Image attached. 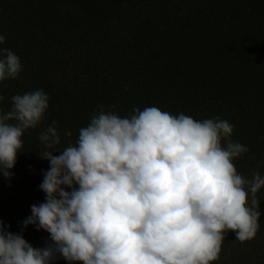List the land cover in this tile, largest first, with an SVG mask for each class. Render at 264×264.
Returning <instances> with one entry per match:
<instances>
[{
    "label": "trees",
    "instance_id": "trees-1",
    "mask_svg": "<svg viewBox=\"0 0 264 264\" xmlns=\"http://www.w3.org/2000/svg\"><path fill=\"white\" fill-rule=\"evenodd\" d=\"M0 35V48L23 66L0 83V109L9 111L17 94L42 89L50 97L41 125L22 137L13 175L0 173V220L33 247L51 242L47 231L22 224L32 205L46 202L40 185L50 162L39 155V134L55 121L57 150L75 144L100 105H115L121 117L155 106L227 120L231 139L249 149L234 160L238 172L264 176V0H0ZM257 196V235L241 242L229 231L214 264H264V188Z\"/></svg>",
    "mask_w": 264,
    "mask_h": 264
},
{
    "label": "clouds",
    "instance_id": "clouds-1",
    "mask_svg": "<svg viewBox=\"0 0 264 264\" xmlns=\"http://www.w3.org/2000/svg\"><path fill=\"white\" fill-rule=\"evenodd\" d=\"M22 70L20 57L0 48V83ZM49 100L41 89L0 109L4 177L13 175L22 137L41 125ZM115 108L100 105L62 150L58 122L40 132L39 155L50 162L40 185L46 202L32 205L22 224L47 231L51 242L35 248L0 220V264H51L61 256L70 264H214L229 231L241 242L257 235L264 176L238 172L234 160L249 149L231 139L230 122L155 106L121 117Z\"/></svg>",
    "mask_w": 264,
    "mask_h": 264
}]
</instances>
